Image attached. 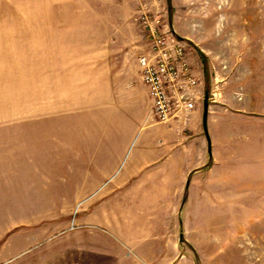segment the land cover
<instances>
[{
  "label": "rangeland",
  "instance_id": "374dc122",
  "mask_svg": "<svg viewBox=\"0 0 264 264\" xmlns=\"http://www.w3.org/2000/svg\"><path fill=\"white\" fill-rule=\"evenodd\" d=\"M141 16L209 94L215 169L183 202L96 195L149 125L111 85L141 84ZM0 264H264V0H0Z\"/></svg>",
  "mask_w": 264,
  "mask_h": 264
},
{
  "label": "crops",
  "instance_id": "0c3cea01",
  "mask_svg": "<svg viewBox=\"0 0 264 264\" xmlns=\"http://www.w3.org/2000/svg\"><path fill=\"white\" fill-rule=\"evenodd\" d=\"M134 48L141 50L142 47L134 46ZM111 85H114L112 89L114 93L119 92L116 97L128 103V110L140 111L141 115H138V118L136 115L133 116L131 121L148 123L145 119L149 113L150 102L142 83L121 82ZM206 118L207 136L203 129V109L198 105L184 123L166 124L167 126L163 124L147 125L143 131L139 132L138 137L141 135L139 142L137 137L130 149L128 148L122 153L118 152L117 156L120 155V157L115 159L109 168H104L109 173L101 176L103 180L107 179V181L103 188H98L99 191L96 195L99 193L106 196L113 195L117 200L119 196L126 195L133 197L132 201H138V197L144 196L143 193L146 191L143 188L138 190L133 188L159 185L176 186L177 184L180 186V202H183L184 195L189 193L186 189L196 186L198 181L210 177L211 172L215 169L213 164V159H215L214 140L209 130L211 120L209 108ZM178 155L180 161L177 159ZM210 159H212V165L207 169L208 173L204 174L203 169L207 168ZM96 169L103 170L101 167ZM205 183L204 186L208 185L207 182ZM97 184L99 185V183ZM202 200L212 201L207 198Z\"/></svg>",
  "mask_w": 264,
  "mask_h": 264
},
{
  "label": "built area",
  "instance_id": "2783aa9c",
  "mask_svg": "<svg viewBox=\"0 0 264 264\" xmlns=\"http://www.w3.org/2000/svg\"><path fill=\"white\" fill-rule=\"evenodd\" d=\"M144 29L143 50L137 55L140 81L146 89L150 109L149 124L184 123L202 95V81L194 74L184 47L168 32L141 16Z\"/></svg>",
  "mask_w": 264,
  "mask_h": 264
},
{
  "label": "water",
  "instance_id": "95a60500",
  "mask_svg": "<svg viewBox=\"0 0 264 264\" xmlns=\"http://www.w3.org/2000/svg\"><path fill=\"white\" fill-rule=\"evenodd\" d=\"M208 101H209V94L206 92H204V99H203V129H204V133L207 136V128H206V117L208 114Z\"/></svg>",
  "mask_w": 264,
  "mask_h": 264
},
{
  "label": "trees",
  "instance_id": "16d2710c",
  "mask_svg": "<svg viewBox=\"0 0 264 264\" xmlns=\"http://www.w3.org/2000/svg\"><path fill=\"white\" fill-rule=\"evenodd\" d=\"M199 56H200V58H202V61H203V63H205V56H203L200 52H199ZM207 69V68H206ZM206 71V70H205Z\"/></svg>",
  "mask_w": 264,
  "mask_h": 264
}]
</instances>
